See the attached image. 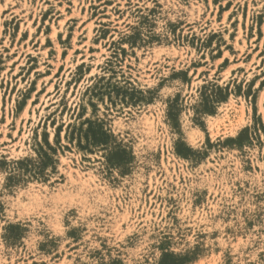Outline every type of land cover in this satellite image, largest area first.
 Instances as JSON below:
<instances>
[{
    "label": "rangeland",
    "instance_id": "rangeland-1",
    "mask_svg": "<svg viewBox=\"0 0 264 264\" xmlns=\"http://www.w3.org/2000/svg\"><path fill=\"white\" fill-rule=\"evenodd\" d=\"M0 264H264V0H0Z\"/></svg>",
    "mask_w": 264,
    "mask_h": 264
}]
</instances>
